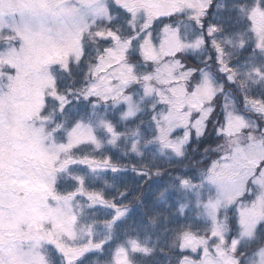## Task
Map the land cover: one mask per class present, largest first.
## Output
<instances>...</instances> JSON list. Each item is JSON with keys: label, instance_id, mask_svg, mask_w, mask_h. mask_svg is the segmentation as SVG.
I'll return each instance as SVG.
<instances>
[{"label": "snow or ice", "instance_id": "obj_1", "mask_svg": "<svg viewBox=\"0 0 264 264\" xmlns=\"http://www.w3.org/2000/svg\"><path fill=\"white\" fill-rule=\"evenodd\" d=\"M0 264H264V0H0Z\"/></svg>", "mask_w": 264, "mask_h": 264}, {"label": "trees", "instance_id": "obj_2", "mask_svg": "<svg viewBox=\"0 0 264 264\" xmlns=\"http://www.w3.org/2000/svg\"><path fill=\"white\" fill-rule=\"evenodd\" d=\"M129 178L131 179V174H129Z\"/></svg>", "mask_w": 264, "mask_h": 264}]
</instances>
